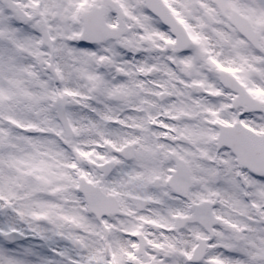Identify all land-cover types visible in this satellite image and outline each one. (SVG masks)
<instances>
[{
  "label": "snow or ice",
  "instance_id": "obj_1",
  "mask_svg": "<svg viewBox=\"0 0 264 264\" xmlns=\"http://www.w3.org/2000/svg\"><path fill=\"white\" fill-rule=\"evenodd\" d=\"M0 264H264V0H0Z\"/></svg>",
  "mask_w": 264,
  "mask_h": 264
}]
</instances>
